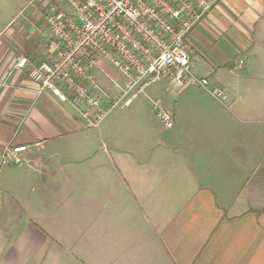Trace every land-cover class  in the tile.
<instances>
[{"label":"crops","instance_id":"0c3cea01","mask_svg":"<svg viewBox=\"0 0 264 264\" xmlns=\"http://www.w3.org/2000/svg\"><path fill=\"white\" fill-rule=\"evenodd\" d=\"M18 1L0 0V156L26 149L0 161V264H264V0H215L186 35L226 100L161 79L97 126L15 66L49 56L40 3ZM116 72L93 70L105 90Z\"/></svg>","mask_w":264,"mask_h":264},{"label":"built area","instance_id":"2783aa9c","mask_svg":"<svg viewBox=\"0 0 264 264\" xmlns=\"http://www.w3.org/2000/svg\"><path fill=\"white\" fill-rule=\"evenodd\" d=\"M41 2L48 59L31 64L21 55L14 64H29L38 95L49 89L62 101L71 96L75 104H84V109H77L89 125L97 126L113 109L129 105L161 79L181 87L201 86L221 101L228 98L223 88L210 86L205 76L193 72L185 43L187 33L215 0ZM102 61L122 77L111 90H105L93 73ZM150 111L164 128L172 127L171 114L158 100L152 101ZM25 149L26 145L6 147L0 161L10 155L14 164L22 165L20 152Z\"/></svg>","mask_w":264,"mask_h":264},{"label":"rangeland","instance_id":"374dc122","mask_svg":"<svg viewBox=\"0 0 264 264\" xmlns=\"http://www.w3.org/2000/svg\"><path fill=\"white\" fill-rule=\"evenodd\" d=\"M28 1H36V0H24V2H23V4H25L26 2H28ZM42 0H37V2L38 3H40V4H38L39 5V7H38V15L40 16V14H41V12L44 10V4L41 2ZM18 2H20L21 3V0H19ZM41 20V22L40 23H42L43 22V19L40 17L39 18V20L38 21H40ZM37 24H38V22H37ZM46 30H44V33H43V36H45L46 35ZM107 62V61H106ZM110 68H111V70H113V72H116V70L113 68V67H111V64H110ZM116 74H117V72H116ZM162 82H163V80L162 81H160V83H157V84H155V85H151L150 87H148L146 90H145V92L147 91V93H149L150 92V90H157L158 89V86H160L161 84H162ZM209 82V81H208ZM192 88V87H191ZM155 93V95L157 94V91L156 92H154ZM174 94H176V93H174ZM99 96H102V94L100 93L99 94ZM145 95H144V92L143 93H140L139 95H138V100L139 99H141L142 97H144ZM103 97V96H102ZM79 104V106L77 107V108H79V109H84L85 108V106H84V104H82V103H78ZM151 105V104H150ZM119 110V107H117V108H115V109H113L99 124H102L103 122H107L109 119H110V116H112L113 115V113L116 111V110ZM117 110V111H118ZM90 112H91V115L94 113V111L93 110H90ZM152 114V113H151ZM153 116V115H152ZM153 118L155 119L154 120V122H155V125L156 126H158V127H161V128H164L162 125H161V123L158 121H156L157 119L153 116ZM121 121V120H120ZM128 120H126V122H127ZM125 124V123H124ZM126 125V124H125ZM129 128V127H128ZM165 129V128H164ZM126 133L123 135V137L126 139V141H125V143H127L128 142V139L126 138Z\"/></svg>","mask_w":264,"mask_h":264}]
</instances>
